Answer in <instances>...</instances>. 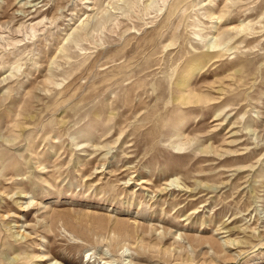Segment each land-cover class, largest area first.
I'll return each instance as SVG.
<instances>
[{"label":"rangeland","instance_id":"rangeland-1","mask_svg":"<svg viewBox=\"0 0 264 264\" xmlns=\"http://www.w3.org/2000/svg\"><path fill=\"white\" fill-rule=\"evenodd\" d=\"M56 262L264 264V0H0V264Z\"/></svg>","mask_w":264,"mask_h":264},{"label":"bare ground","instance_id":"bare-ground-1","mask_svg":"<svg viewBox=\"0 0 264 264\" xmlns=\"http://www.w3.org/2000/svg\"><path fill=\"white\" fill-rule=\"evenodd\" d=\"M210 46L213 47V48H215V47L217 48V47H219V44L216 45L215 43H210ZM183 86H185V84H183ZM123 253L124 254H123V256L121 255V257L124 258L125 261H127L129 259V254L127 253V251L126 252L124 251ZM43 261H46L47 262V261H49V259L48 258L47 259H43ZM54 264H58V263L56 262ZM81 264H91V263H81Z\"/></svg>","mask_w":264,"mask_h":264}]
</instances>
